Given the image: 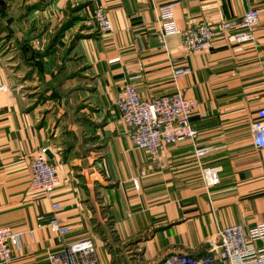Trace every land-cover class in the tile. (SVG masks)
I'll list each match as a JSON object with an SVG mask.
<instances>
[{"label":"crops","instance_id":"1","mask_svg":"<svg viewBox=\"0 0 264 264\" xmlns=\"http://www.w3.org/2000/svg\"><path fill=\"white\" fill-rule=\"evenodd\" d=\"M17 2L22 8L14 9ZM166 4L181 29L248 7L239 0H0V85L7 86L0 88V226L24 231L9 264H50L51 250L83 236L95 239L100 264H159L173 253L206 255L225 226L264 222V148L252 131L264 107V0L252 4L261 16L254 42L225 34L196 53L181 34L162 40ZM80 5L60 39L65 55L55 54V75L43 72L34 49ZM99 7L110 32L94 19ZM184 66L190 71L177 75ZM127 82L146 99L178 91L193 98L197 139L167 144L158 156L135 147L115 105ZM55 85L61 97L41 101ZM43 147L59 176L48 197L31 187V161ZM213 166L221 180L207 187L202 168ZM53 217L69 226L63 238L48 227Z\"/></svg>","mask_w":264,"mask_h":264},{"label":"built area","instance_id":"2","mask_svg":"<svg viewBox=\"0 0 264 264\" xmlns=\"http://www.w3.org/2000/svg\"><path fill=\"white\" fill-rule=\"evenodd\" d=\"M247 4L239 17L222 18L215 21L204 20L184 29L179 28L174 19L173 4L159 8L162 24L161 38L171 33L181 34L184 47L189 53L201 52L211 46L221 35H231L235 42L242 44L254 42L260 23V10L253 6L255 0H239ZM94 19L103 32H110L112 21L101 7L96 8ZM190 71L189 66L180 67L176 74ZM1 89H7L5 84ZM115 105L121 119L128 128L129 136L137 148L146 150L152 156H158L162 148L171 143L196 140L199 131L192 125L191 116L196 101L178 91L174 94L143 98L135 83L127 82ZM253 142L257 148H264V107L257 110L252 123ZM211 148H198L201 156ZM48 148H40L31 161V187L38 196H50L59 183L58 168L51 163ZM219 166L203 167L202 177L207 187L220 183ZM55 210L63 207L54 202ZM51 232L63 238L69 233V226L62 224L56 217L48 221ZM24 234L11 226H0V264H9L13 247L19 245ZM208 253L194 256L188 253H173L159 264H264V222L251 226L236 223L225 226L210 241ZM50 264H100V255L95 239L83 236L73 240H64L61 247L48 253Z\"/></svg>","mask_w":264,"mask_h":264},{"label":"trees","instance_id":"3","mask_svg":"<svg viewBox=\"0 0 264 264\" xmlns=\"http://www.w3.org/2000/svg\"><path fill=\"white\" fill-rule=\"evenodd\" d=\"M83 8V5L80 6H74L72 8H70V14L71 17L64 22L63 24H61V26L58 27V29L56 30L53 38L49 41V43L42 49H34L33 52V58L35 59V64L37 66H39V68L43 71V72H50V73H54L52 70V67L54 66V56L58 50V48H60V39L63 38L65 36V32L71 28L73 26V24L75 23V21L78 19L77 16H74L75 13L77 11H79L80 9ZM74 44H72L68 51L73 47ZM65 53V52H64ZM65 55V54H63ZM45 58H47V60H45ZM60 71L63 70V68L59 69ZM55 75V74H53ZM55 79V78H53ZM57 90V89H56ZM55 89H53V93L50 96H45L43 95V98H41V101H44V99L48 98V97H61L60 93H58V91H56ZM42 94V93H41ZM70 149V147L66 150V152H68ZM66 156V153H65Z\"/></svg>","mask_w":264,"mask_h":264},{"label":"rangeland","instance_id":"4","mask_svg":"<svg viewBox=\"0 0 264 264\" xmlns=\"http://www.w3.org/2000/svg\"><path fill=\"white\" fill-rule=\"evenodd\" d=\"M21 7L22 8V6H20V3L19 2H17V4L14 6V9H17V7ZM63 50H65V49H63L62 47H60V48H58V50H57V54L56 55H58L59 56V54H65L64 53V51ZM59 61H60V58H59ZM59 64H57V68H59ZM44 75V74H43ZM65 76V75H64ZM56 82V81H55ZM57 82H59V81H57ZM45 83H48V81H45ZM58 85H55L54 86V89L56 90V87H57ZM57 91V90H56ZM124 245H126V247H122V252H124V250H128L129 249V246H127V243L126 244H124ZM118 248V247H117ZM110 251V250H109ZM130 254V253H129ZM121 256H124V253H122V255Z\"/></svg>","mask_w":264,"mask_h":264},{"label":"water","instance_id":"5","mask_svg":"<svg viewBox=\"0 0 264 264\" xmlns=\"http://www.w3.org/2000/svg\"><path fill=\"white\" fill-rule=\"evenodd\" d=\"M47 154L49 155L50 158L53 157V155H54L53 152H52L51 150H48V151H47Z\"/></svg>","mask_w":264,"mask_h":264}]
</instances>
